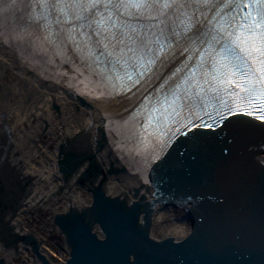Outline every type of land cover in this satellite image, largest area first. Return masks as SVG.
I'll return each instance as SVG.
<instances>
[{"label":"snow or ice","instance_id":"obj_1","mask_svg":"<svg viewBox=\"0 0 264 264\" xmlns=\"http://www.w3.org/2000/svg\"><path fill=\"white\" fill-rule=\"evenodd\" d=\"M14 6L0 0V10ZM42 7L67 25L51 42L75 47L110 91L150 85L128 127L151 172L170 165L165 149L179 136L215 130L210 121L223 128L255 114L264 123V0H47ZM252 134L247 121L232 124L233 141ZM190 140L195 148L197 138ZM72 168L87 171L83 160ZM132 255L123 264H134Z\"/></svg>","mask_w":264,"mask_h":264},{"label":"water","instance_id":"obj_2","mask_svg":"<svg viewBox=\"0 0 264 264\" xmlns=\"http://www.w3.org/2000/svg\"><path fill=\"white\" fill-rule=\"evenodd\" d=\"M230 133L231 128L219 135L195 133L174 147L168 167L148 177L141 173L150 200L139 189L123 199L100 186L88 187L100 176L105 180L126 171L106 174L96 164L77 176L72 164L82 158L65 155L59 162L65 186L71 182L93 200L91 206L53 215L64 235L65 261L45 255L33 234L11 228L22 210V193L0 196V248L19 260L22 246L38 264H123L131 254L134 264H264V154L259 138L233 141ZM186 147L189 153L179 156ZM159 207L185 213L182 239L152 238ZM0 264L13 263L0 256Z\"/></svg>","mask_w":264,"mask_h":264},{"label":"bare ground","instance_id":"obj_3","mask_svg":"<svg viewBox=\"0 0 264 264\" xmlns=\"http://www.w3.org/2000/svg\"><path fill=\"white\" fill-rule=\"evenodd\" d=\"M69 64L71 68L62 67L56 74L53 68L38 67L12 51L8 41L0 40V188L3 189L0 196L10 198L23 193L24 197L30 198L34 212L49 216L43 217V224L45 230L54 236H59V231L56 226L54 228L50 210L63 214L71 206L80 208L93 203L89 192L71 182L67 186L63 184L58 166L63 148L67 152L77 149L83 153L93 151L100 167L105 169L112 162L126 171L125 175L96 180L88 187L100 186L108 195L123 199L139 189L151 199L141 186L142 182L133 177L134 170H137L130 162L121 159L116 152L109 154V149H91L105 123L120 122L128 126L135 108L134 101L101 96L94 89L90 90L88 82L84 87L77 84L79 79H87L89 73L72 57ZM94 91L99 96H95ZM44 123L46 129L42 134ZM33 138L38 148H33V157L28 158L23 150L33 142ZM109 139L112 145L114 140ZM60 187H63L62 193ZM184 216L185 213L176 208L159 207L153 219L152 238L182 239ZM31 217L34 219L36 216L31 214ZM11 228L19 233L17 226L11 225ZM0 256L12 261L14 255H6L0 248ZM62 256L58 253L59 258Z\"/></svg>","mask_w":264,"mask_h":264},{"label":"rangeland","instance_id":"obj_4","mask_svg":"<svg viewBox=\"0 0 264 264\" xmlns=\"http://www.w3.org/2000/svg\"><path fill=\"white\" fill-rule=\"evenodd\" d=\"M43 134V133H42ZM35 141H37V140H35ZM25 143H27V141H24ZM23 142V143H24ZM35 143H37V142H34V138H33V142L32 143H29L28 145L29 146H27V149H24L23 151H24V155H28L27 157L29 158H32L33 156H31L32 155V153H34V150L35 149H37L38 147H37V145L35 144ZM38 144V143H37ZM93 146V145H92ZM33 148H34V150H33ZM107 166H109L108 164H107ZM46 213H48V212H46ZM41 214H43L42 212H40V214L39 215H41ZM50 215V214H49ZM43 217H49L48 215H46V214H44V215H42L41 216V220L40 219H38V220H36V221H32L33 222V225H32V227L34 228V230L37 232V234L38 235H42L41 234V231H43V234L45 235V234H48L47 232H45V228H46V226L43 224ZM30 221V220H29ZM50 236V235H49ZM58 237H61L60 238V241L57 239ZM56 239H55V242H57L58 244H61L62 243V235L59 233V236H58ZM53 240H54V237H53V235H52V237H51ZM55 242H52L53 244L55 243ZM50 244V243H49ZM50 245H52V244H50ZM54 246V245H53ZM58 252H60V250L58 251ZM62 252V251H61ZM12 262H13V264H21V263H19L17 260H15L14 259V257H13V260H12Z\"/></svg>","mask_w":264,"mask_h":264}]
</instances>
